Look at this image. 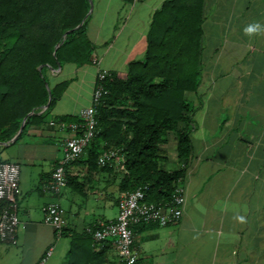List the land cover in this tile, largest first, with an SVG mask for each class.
Listing matches in <instances>:
<instances>
[{"label": "crops", "instance_id": "0c3cea01", "mask_svg": "<svg viewBox=\"0 0 264 264\" xmlns=\"http://www.w3.org/2000/svg\"><path fill=\"white\" fill-rule=\"evenodd\" d=\"M165 1L91 0L93 61L47 70L51 87H67L41 123L0 151L1 161L20 166L17 243L0 241V264L68 262L71 239L44 222L51 203L63 208L68 232L79 235L118 217L126 173L120 162L88 170L85 154L67 167L70 181L59 195L44 188L73 135L50 122L92 105L99 71L125 73L145 57L152 17ZM202 44L201 84L187 95L195 113L181 181L184 214L174 225L134 227L139 264H264V0H206ZM164 149V168L179 169L176 143ZM92 248H105L111 262L121 259L109 242Z\"/></svg>", "mask_w": 264, "mask_h": 264}, {"label": "trees", "instance_id": "16d2710c", "mask_svg": "<svg viewBox=\"0 0 264 264\" xmlns=\"http://www.w3.org/2000/svg\"><path fill=\"white\" fill-rule=\"evenodd\" d=\"M205 5L206 0H166L152 17L145 57L98 82L102 94L95 106L97 135L86 150L88 170L100 168L105 151L118 149L126 171L121 190L144 189L148 202L171 200L191 156L195 108L187 95L201 84ZM90 7V0H0V151L26 118L19 138L41 123L67 87H51L48 69L93 61ZM49 96L50 107L43 110ZM169 142L176 143L181 162L174 171L164 168ZM60 234L71 239L66 264H125L107 259L105 248L93 250L87 231L79 235L65 228Z\"/></svg>", "mask_w": 264, "mask_h": 264}, {"label": "built area", "instance_id": "2783aa9c", "mask_svg": "<svg viewBox=\"0 0 264 264\" xmlns=\"http://www.w3.org/2000/svg\"><path fill=\"white\" fill-rule=\"evenodd\" d=\"M108 72L99 71L96 78L92 105L79 111L77 117L80 122H67L64 120L51 121V126H57L60 130H70L73 135L65 140L64 157L59 162L51 175L50 184L44 188L59 195L68 185L67 167L79 161L87 148L97 135L96 104L99 102L102 89L101 82ZM121 155L118 149L105 151L98 160L100 168L110 166L113 162L121 163ZM122 164V163H121ZM181 181L175 188L172 198L167 203H153L146 200L144 189H137L125 193L119 201V214L113 221L99 222L86 231L91 234L93 245L102 247L109 242L117 249L118 255L125 264H139V253L135 246L134 227L141 224H157L169 226L177 224L183 214L186 198L181 188ZM20 195V166L16 162H0V241L15 245L17 243V231L20 226L18 216V198ZM44 222L50 225L56 232L61 233L67 227L64 210L57 202L43 208ZM52 254V249L46 253V257ZM45 259L38 264H43Z\"/></svg>", "mask_w": 264, "mask_h": 264}, {"label": "water", "instance_id": "95a60500", "mask_svg": "<svg viewBox=\"0 0 264 264\" xmlns=\"http://www.w3.org/2000/svg\"><path fill=\"white\" fill-rule=\"evenodd\" d=\"M90 4H91V7H90V10H89L88 16L90 15L91 10H92V2H91V0H90ZM68 33H69V32H67V33L65 34L64 37H66ZM40 69H41V68H40ZM49 92H50V90H49ZM50 104H51V96H49V100H48L47 104L43 107V109H44V110H45V109H48V108L50 107ZM32 114H33V113H31L30 115H32ZM26 120H27V118L24 120L23 124L21 125L20 129H19L18 132L15 134V136L12 138V140H11L9 143H7V144H12V143H14V142L19 138V136L22 134V132H23V130H24V128H25ZM4 145H6V144H4Z\"/></svg>", "mask_w": 264, "mask_h": 264}, {"label": "clouds", "instance_id": "9594fccd", "mask_svg": "<svg viewBox=\"0 0 264 264\" xmlns=\"http://www.w3.org/2000/svg\"><path fill=\"white\" fill-rule=\"evenodd\" d=\"M246 31L250 33L252 31H255V28L254 27H249V28L246 29Z\"/></svg>", "mask_w": 264, "mask_h": 264}]
</instances>
